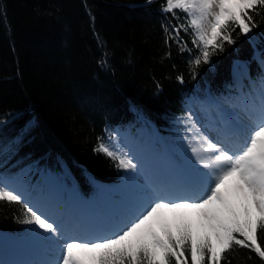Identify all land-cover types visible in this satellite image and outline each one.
Returning <instances> with one entry per match:
<instances>
[{
	"label": "trees",
	"instance_id": "trees-1",
	"mask_svg": "<svg viewBox=\"0 0 264 264\" xmlns=\"http://www.w3.org/2000/svg\"><path fill=\"white\" fill-rule=\"evenodd\" d=\"M165 0H0V178L47 184L51 178L88 200L128 173L95 151L129 131L176 157L192 109L236 100L264 77V10L248 36L192 69L197 52L166 43L164 26L184 23ZM170 53V55H168ZM195 73V75H194ZM183 76V82L177 79ZM205 112V111H204ZM180 118V119H178ZM100 138V140H98ZM22 206L0 202L2 235H29ZM264 245V230L258 233ZM230 264H264L234 247Z\"/></svg>",
	"mask_w": 264,
	"mask_h": 264
},
{
	"label": "snow or ice",
	"instance_id": "snow-or-ice-1",
	"mask_svg": "<svg viewBox=\"0 0 264 264\" xmlns=\"http://www.w3.org/2000/svg\"><path fill=\"white\" fill-rule=\"evenodd\" d=\"M151 3V0H148ZM264 0H165L161 11L184 23L164 26L166 43L172 40L181 53L197 54L189 60L194 70L211 65L212 57L234 45L237 28L248 36L259 27L254 16ZM191 33L193 48L180 36ZM170 55V53L168 54ZM195 75V73H194ZM177 79L183 82V76ZM257 105L250 95L214 101L216 111L239 109L246 118L221 116L201 124L191 110L182 143L195 181L176 188L148 182L141 195L126 205L107 226L91 232L70 230L63 220L39 201L29 200L0 178V202L22 206L19 222L54 245L55 257L47 264H230L234 247L253 252L264 262V77ZM206 113L211 108L203 109ZM215 133L212 137L210 134ZM100 140V138H98ZM95 151L135 170L127 152L102 140Z\"/></svg>",
	"mask_w": 264,
	"mask_h": 264
},
{
	"label": "rangeland",
	"instance_id": "rangeland-1",
	"mask_svg": "<svg viewBox=\"0 0 264 264\" xmlns=\"http://www.w3.org/2000/svg\"><path fill=\"white\" fill-rule=\"evenodd\" d=\"M254 88H258V86H255ZM261 90L259 91V98L255 97V95H253L254 98H252L256 100L257 105L260 102ZM249 94L250 93L247 92L245 95ZM192 112L195 113V118L200 121L202 125L207 124L213 118V116H215L216 118L229 115L233 118L239 116L240 119L246 121V118L242 113L239 112V109H229L227 106H225L223 112L216 111L215 107H212L211 111L208 113L199 108L192 109ZM210 135L214 137L215 133H211ZM181 144V148L177 151L179 153L178 161L177 158L175 159V157L172 156L169 149L165 146H161L160 149H157V147L153 144L149 145L146 142L139 141L136 136H132L128 131L118 133V136L115 138L113 143H110V146L116 150L122 149L124 152H127L129 156L134 159V162L137 163V165H139V163L143 161H152L158 171L159 176H163L166 178L168 177L167 179H169V182L171 183L178 182L180 180V177L183 176H186L189 181L194 182L195 174L193 168L188 160V155L185 152V146L183 143ZM129 171L130 173L133 172L132 170ZM124 178L119 183L109 188H104L105 190L102 198L94 201L80 196L75 189L67 190L62 183L54 178H51L47 184H38L39 187L37 189V193L31 200H36L37 196L41 193L45 194L47 192H54L56 197L62 196L63 199L70 201L75 199L76 201L74 200L72 209L78 212L84 211L85 216H89L88 218L91 220L95 219L96 224H99V222L101 221L103 223H107V221L111 219V216L114 217L116 213L121 212L120 210L122 209V207L124 208L126 206L127 189L122 186V181L124 180ZM3 179L6 180L9 184L11 183L15 188L22 190L26 198L31 197L29 192L24 191L25 188L29 187L28 183L22 181L14 182L10 178ZM43 187L45 191L41 192L40 189ZM84 203L88 205L86 211L85 209H83ZM37 236V232H34L33 230H31V233L29 235L12 236L4 234L0 239V253L4 254L7 251V247H12L15 252H13L11 256L14 259V264H18L17 257L24 258L25 256H28L26 255V252L21 253V256L19 254H16V252H21V249L25 248L24 245L18 242V239H33ZM43 254L44 253H42V255ZM9 260L12 259H8V261ZM5 263H7V261H5Z\"/></svg>",
	"mask_w": 264,
	"mask_h": 264
},
{
	"label": "bare ground",
	"instance_id": "bare-ground-1",
	"mask_svg": "<svg viewBox=\"0 0 264 264\" xmlns=\"http://www.w3.org/2000/svg\"><path fill=\"white\" fill-rule=\"evenodd\" d=\"M132 171L133 172L127 175L122 181V186L127 189L126 205L130 204L141 195V190L148 182L166 183L176 188L183 187L191 182L186 178V176L180 177V180L178 178V182H169V179H167L168 177L166 178L163 176H159L158 171L152 161L140 162L137 167V171L136 169ZM10 185L14 187L11 183ZM54 195L55 194L52 192L50 194L41 193L37 196L35 201H39L53 214L59 216L70 230L91 232L97 229H101L107 226L118 216V214L121 213H116L114 217L111 216V219L108 220L107 223H103L101 221L99 222V224H96L95 219L91 220L88 218L89 216L86 217L84 211L78 212L72 209V204L75 199H71V204L68 200L64 201L62 199L55 198ZM87 208L88 205L84 203L83 209H85L86 211ZM123 209L124 208L122 207L120 211H122ZM18 242L23 244L25 248L21 249V252H16V254L20 255L21 253L26 252V255H28V258H25L22 261L17 257L18 264H47V262L53 260L55 257L53 243L47 239H44L41 235H38L33 239L19 238ZM6 250V253H0V264H4L5 261H7V263L5 264H14V259L11 254H9L12 251V247L9 246L6 248ZM42 253L44 254L42 255ZM5 257L12 260L8 261V259H6Z\"/></svg>",
	"mask_w": 264,
	"mask_h": 264
}]
</instances>
